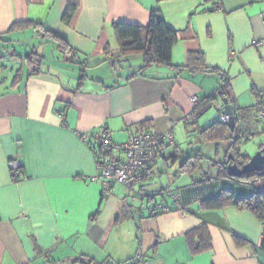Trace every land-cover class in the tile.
Here are the masks:
<instances>
[{
  "label": "crops",
  "instance_id": "1",
  "mask_svg": "<svg viewBox=\"0 0 264 264\" xmlns=\"http://www.w3.org/2000/svg\"><path fill=\"white\" fill-rule=\"evenodd\" d=\"M70 1L0 0V40L33 34L56 52L48 61L34 49L44 56L40 73L29 76L23 67L11 87L0 82V264H83L81 256L112 264L138 252L148 264H264V224L254 214L234 205L203 206L223 190L244 198L251 188L216 179L218 165L209 169L202 161L191 174L182 169L196 154L182 142L193 131L202 141V130L224 113L225 99L233 110H254V91L264 95V0H78L66 23ZM156 9L178 33L174 67L152 66L142 74V54L121 56L113 26H147ZM28 22L41 26L12 29ZM46 31L61 36L71 52H62ZM190 53L203 57L188 67ZM132 55H141L136 67H121ZM223 77L231 102L221 95ZM210 98L216 101L206 102ZM257 123L253 111L244 118L246 137L261 131ZM146 130H171L175 144L143 185V196L132 201L120 183L106 189L92 137L105 131L121 144ZM228 139L223 150L215 148L218 160ZM12 160L22 168L19 180ZM158 204L169 211L153 216Z\"/></svg>",
  "mask_w": 264,
  "mask_h": 264
},
{
  "label": "trees",
  "instance_id": "2",
  "mask_svg": "<svg viewBox=\"0 0 264 264\" xmlns=\"http://www.w3.org/2000/svg\"><path fill=\"white\" fill-rule=\"evenodd\" d=\"M77 7L78 0H71L69 2L63 15L64 22L70 23ZM40 26V24L28 22L25 24H15L12 29L19 28L24 30L29 27H34L37 29ZM113 27L118 40L119 52L121 56H128L133 53L142 54L143 66L140 70V73L143 74L144 71L148 70L152 66L174 67L172 64L173 49L179 40L178 33L168 26L165 19L161 15L160 9L152 11L150 21L147 26L117 23L114 24ZM45 33L50 39L58 44V47L62 52H71L68 43L61 36L50 31H46ZM106 50L109 51V47H107ZM27 57L29 59V76L40 73V66L44 60V56H41L37 52L33 51V54H30ZM197 57L202 59L203 56L201 53L189 54L188 67L193 65L192 63ZM71 59L73 60V57H71ZM210 71L213 72L215 70ZM20 74L21 72L18 71L19 76H21ZM220 91H222L221 95H226V97L231 102L229 96V83L224 77L222 79ZM254 96L256 98L254 110L234 108L235 128L232 130V137L228 139V124H223L219 118L200 133L201 140L204 142L218 143L223 142L226 139H231L224 159L220 161V163L216 162V164H218V173L216 179H228L238 184L249 186L252 190V193L250 196L242 198L238 197L232 191L223 190L217 197L203 202V206L209 209H216L223 208L227 205H234L242 210L250 211L264 224V171L245 174L241 178H237L230 176L227 169V165L230 163H236L242 167L250 161V156L243 155L241 153V147L246 140L245 130L243 128L242 122L246 116L251 117L252 111L255 113L257 122H262V120H264V118H258V112L264 109V95L254 91ZM214 101H216V98H210L206 100V102L210 103ZM209 109L210 105L208 104L204 108H201L198 113H195V116L198 118L199 116L205 114ZM230 156L232 158L229 159ZM203 159L204 155L199 153L192 155L187 161H185V163H183L182 169H184L185 172L191 174L195 170L200 169V163L203 161ZM173 204H179V200L178 202L173 201ZM260 246L264 250V232ZM78 261L83 264H99L91 259L86 260L83 256L79 257Z\"/></svg>",
  "mask_w": 264,
  "mask_h": 264
},
{
  "label": "built area",
  "instance_id": "3",
  "mask_svg": "<svg viewBox=\"0 0 264 264\" xmlns=\"http://www.w3.org/2000/svg\"><path fill=\"white\" fill-rule=\"evenodd\" d=\"M194 104L199 103L197 96L192 97ZM258 118H264V109L258 112ZM219 120L223 124H229V116L221 114ZM88 134H83L86 140ZM95 149L97 151V162L99 177L106 182L107 190L111 189L112 183H120L127 187L133 194L132 201L143 196V185L155 177L154 168L157 163L164 159L167 150L175 144L173 131L157 133L154 131H141L121 144L113 141L111 135L105 131L93 134ZM10 170L14 180H19L24 176L22 168L17 161L10 162ZM97 177H94L96 179ZM137 187H140L137 189ZM166 196L178 202L179 197L171 190H165ZM169 211L164 204H158L151 214L157 215L159 212ZM145 254L138 252L136 256L127 262L112 264H148Z\"/></svg>",
  "mask_w": 264,
  "mask_h": 264
},
{
  "label": "rangeland",
  "instance_id": "4",
  "mask_svg": "<svg viewBox=\"0 0 264 264\" xmlns=\"http://www.w3.org/2000/svg\"><path fill=\"white\" fill-rule=\"evenodd\" d=\"M36 48L39 49V51L43 53V55L44 53L46 54L45 56L47 57L48 61L51 60V57L53 55H55V49L53 47V44L50 43L49 45L47 41L43 42L40 38L34 36L33 34H29L25 37H22L20 42L0 40V82L4 81L6 83L9 81V83L11 82V87L12 82L17 78L16 76L18 75V71L22 73L21 69L23 67L28 70L29 59L27 56L33 54V51ZM136 56L141 55H132L128 57L127 59H125L126 61H123L121 67H134L136 65ZM69 67L71 68V70H74L75 73H79L78 66L69 65ZM81 74L82 73H80V75ZM84 78L89 79L90 75L88 76L87 73L85 74ZM4 86L9 87V84L7 83V85ZM253 124L254 122H252V126H255V124ZM257 124L261 127V131L258 132L256 136L250 137L249 135H247L246 140L244 141V144L241 147V153L243 155L253 157L264 146V120H262V122H258ZM182 147L189 154L192 153L193 150H196V154L199 153L201 155H204L202 166H206L209 169H211L212 167L217 168L218 164H216V162L220 163V161H222L225 157L224 153L222 152L221 160H218L217 152L215 149L218 147L223 150L224 141L214 143L213 146L210 144H205L203 143V141H199V136L196 131H193L190 134L188 140H184V142H182ZM211 148L213 155L208 156L211 151ZM209 157H211L212 159H210ZM205 173L208 174V172L206 171ZM195 174L197 175V173Z\"/></svg>",
  "mask_w": 264,
  "mask_h": 264
},
{
  "label": "water",
  "instance_id": "5",
  "mask_svg": "<svg viewBox=\"0 0 264 264\" xmlns=\"http://www.w3.org/2000/svg\"><path fill=\"white\" fill-rule=\"evenodd\" d=\"M226 106L224 113L229 116V128L234 130L235 128V117L233 107L228 104V100H224ZM232 158L231 156L229 159ZM228 174L232 177L241 178L245 174H250L254 172L264 171V146L260 149L253 157L250 158V161L240 167L236 163H230L227 165Z\"/></svg>",
  "mask_w": 264,
  "mask_h": 264
}]
</instances>
